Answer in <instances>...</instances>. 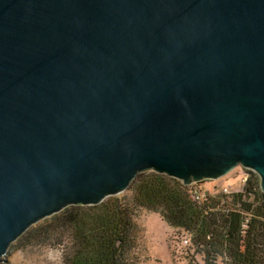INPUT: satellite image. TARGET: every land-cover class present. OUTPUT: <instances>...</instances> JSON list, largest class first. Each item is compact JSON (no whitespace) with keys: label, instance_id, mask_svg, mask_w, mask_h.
<instances>
[{"label":"water","instance_id":"1","mask_svg":"<svg viewBox=\"0 0 264 264\" xmlns=\"http://www.w3.org/2000/svg\"><path fill=\"white\" fill-rule=\"evenodd\" d=\"M238 167L264 193V0H0V263L141 173Z\"/></svg>","mask_w":264,"mask_h":264},{"label":"trees","instance_id":"2","mask_svg":"<svg viewBox=\"0 0 264 264\" xmlns=\"http://www.w3.org/2000/svg\"><path fill=\"white\" fill-rule=\"evenodd\" d=\"M188 190L167 175L141 173L126 190L129 195L108 197L95 206L68 207L19 239L47 240L60 250L62 264H144L148 257L137 243L135 221L144 210L158 213L172 230L190 235L189 246L207 263L228 256L230 264H264V193L259 177L253 175L247 201L240 198L219 207L213 202L198 206Z\"/></svg>","mask_w":264,"mask_h":264},{"label":"rangeland","instance_id":"3","mask_svg":"<svg viewBox=\"0 0 264 264\" xmlns=\"http://www.w3.org/2000/svg\"><path fill=\"white\" fill-rule=\"evenodd\" d=\"M242 173L237 169L219 181L206 180L199 185L214 193L215 185L230 182L237 185ZM129 195L130 192H124ZM138 234V245L144 247L148 259L144 264H230L229 257H218L207 263L202 256L196 254L188 246L184 247L172 230L158 213L141 210L135 217ZM23 241V240H22ZM20 242L12 253L0 264H62L60 250L53 244L47 245V240L32 238Z\"/></svg>","mask_w":264,"mask_h":264},{"label":"built area","instance_id":"4","mask_svg":"<svg viewBox=\"0 0 264 264\" xmlns=\"http://www.w3.org/2000/svg\"><path fill=\"white\" fill-rule=\"evenodd\" d=\"M239 169L242 175L239 177V182L235 186L230 182H223L220 185H215L214 193L205 190L202 188L199 183L192 184L189 187L188 195L189 198L198 206H202L204 204L216 203L217 206H222L226 203L232 204L234 201H238L240 198L244 201H247V188L252 182L253 175H258L249 169H244L242 167H238L233 170L231 173H235V171ZM219 181V180H217ZM216 181V182H217ZM218 183V182H217ZM239 207V205H237ZM242 215H247V213H241ZM228 215L225 216V221L228 222ZM176 236L180 239V243L184 247L189 246V241L191 236L184 234L182 232L176 231Z\"/></svg>","mask_w":264,"mask_h":264}]
</instances>
